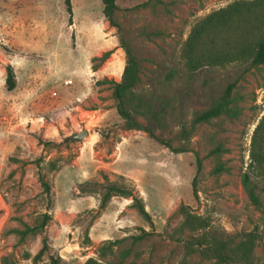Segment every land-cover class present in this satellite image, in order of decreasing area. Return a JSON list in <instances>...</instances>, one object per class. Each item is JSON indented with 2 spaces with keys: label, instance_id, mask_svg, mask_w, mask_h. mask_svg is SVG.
Listing matches in <instances>:
<instances>
[{
  "label": "rangeland",
  "instance_id": "374dc122",
  "mask_svg": "<svg viewBox=\"0 0 264 264\" xmlns=\"http://www.w3.org/2000/svg\"><path fill=\"white\" fill-rule=\"evenodd\" d=\"M236 1L118 0L115 28L105 19L101 0H71L72 17L66 0H0V264H51V256L59 257L52 238L62 240L60 221L52 216L56 205L66 210L78 186L101 201L111 183L140 194L154 227L131 205L136 215L128 217L132 234L115 247L103 243L91 249L97 260L264 264V174L250 167L254 132L264 116V66L234 63L190 72L182 57L193 27ZM121 40L140 64L135 92L160 119L135 117L162 140L191 152L172 153L145 131L126 128L110 83L121 81L126 65ZM107 52L112 55L102 63L98 58ZM9 66L17 82L13 91L6 85ZM230 85L238 113L197 124L196 118ZM84 130L89 136L66 142ZM52 162L59 166L55 172ZM104 164L122 175L100 170ZM219 166L225 170L216 174ZM247 173L262 209L243 188ZM42 176L52 185L50 197L44 194ZM182 207L208 227L182 233ZM98 211L82 210L73 222L82 228V244H90L86 234ZM45 213L53 220L44 233L24 239L15 233L36 226ZM142 230L149 235L135 240ZM251 233L257 239L249 263H216L190 248L200 238L228 241L235 248ZM45 239L49 252L35 261Z\"/></svg>",
  "mask_w": 264,
  "mask_h": 264
},
{
  "label": "trees",
  "instance_id": "16d2710c",
  "mask_svg": "<svg viewBox=\"0 0 264 264\" xmlns=\"http://www.w3.org/2000/svg\"><path fill=\"white\" fill-rule=\"evenodd\" d=\"M104 6L103 14L110 26L118 28L115 22L116 13L119 11L117 4L118 0H101ZM67 12L70 17L73 15L71 0H66ZM70 19V25L73 23ZM121 48L126 54V65L120 82L111 81L113 98L116 101V109L119 116L125 121L128 130H143L149 137L158 144L169 149L172 153H187L191 152L187 146L175 148L170 141H165L159 138L155 131L143 126L136 117H141L148 121H159V114L153 106L143 97L136 94L135 90L141 83L140 64L133 55L131 48L123 40H121ZM112 55V52L105 53L101 58H98L102 63L106 62ZM182 57L190 72H196L203 68L224 67L234 63H249L250 67L264 66V0H239L225 8L215 11L201 21H199L189 34L182 51ZM6 85L9 91L16 89L17 82L15 73L12 67L7 68ZM233 89L234 85H230L223 96L208 110L200 114L195 122L209 123L223 115H236L237 109L233 105ZM136 116V117H135ZM219 153V150L214 152ZM252 163L250 167H257L264 174V116L261 118L257 128L255 129L252 150ZM202 167L201 160L198 159V171ZM59 168L57 162L50 164L52 172ZM223 166H219L215 173L220 174L224 171ZM40 182L44 194L48 197L52 195V185L47 182L44 177L40 178ZM242 184L245 192L248 195L251 203L258 209H262L263 204L260 196L257 194V187L254 185L250 175L247 173L243 176ZM82 187V186H81ZM80 187V188H81ZM196 181L193 182L194 195ZM89 195V191H80L79 186L75 191L78 197L81 194ZM113 197H122L132 199V208H134L151 227H154L152 216L147 211L143 198L137 194L136 190L125 184L118 185L111 183L106 192L101 198L99 211L96 218L107 208ZM182 214L185 216V221L181 225V232L190 231L196 232L208 227L207 222L198 216L193 215L187 207H182ZM53 220L49 213H45L38 224L34 227H28L25 231H16L26 238L29 234L44 233L47 226ZM95 220V219H94ZM143 235L135 237V240L142 239L145 235H149L145 230H142ZM257 236L254 233L248 234L246 240H243L235 248L231 247L228 241L214 240L213 243L204 238L197 240V243L192 247H196L197 251L206 260H213L216 263L228 262H246L249 263L250 257L253 254ZM86 240L90 243L88 231ZM122 240L107 241L104 247H115ZM49 252V244L45 239L43 248L35 256L34 260H40ZM26 259H30L29 257ZM51 264H61L59 257L51 256ZM84 264H107L100 260L90 258Z\"/></svg>",
  "mask_w": 264,
  "mask_h": 264
},
{
  "label": "crops",
  "instance_id": "0c3cea01",
  "mask_svg": "<svg viewBox=\"0 0 264 264\" xmlns=\"http://www.w3.org/2000/svg\"><path fill=\"white\" fill-rule=\"evenodd\" d=\"M106 169H109L106 164L100 168V170ZM109 170L113 171L114 174L122 175L114 169ZM83 181L85 180L78 181L74 185L83 183ZM100 203L99 196L87 195L73 198L66 210L59 211L58 205H56L52 216L54 213V220L59 219L60 221L61 228L58 235L62 240L58 242L57 237H53L52 240L54 241L53 249L58 252L61 264H84L90 258L97 259L94 257L95 252H91V249H97L107 241L122 240L132 234L133 231L128 223L129 216L134 219L136 216L135 212L130 210L133 203L132 199L113 197L107 208L88 229L90 244H82V228L79 225L74 226L73 222L82 210L98 209ZM24 260L27 261L28 259Z\"/></svg>",
  "mask_w": 264,
  "mask_h": 264
},
{
  "label": "water",
  "instance_id": "95a60500",
  "mask_svg": "<svg viewBox=\"0 0 264 264\" xmlns=\"http://www.w3.org/2000/svg\"><path fill=\"white\" fill-rule=\"evenodd\" d=\"M87 136H89V132L87 130H84V131L80 132L79 134H76V135H73V136L67 138L66 142L80 141Z\"/></svg>",
  "mask_w": 264,
  "mask_h": 264
},
{
  "label": "built area",
  "instance_id": "2783aa9c",
  "mask_svg": "<svg viewBox=\"0 0 264 264\" xmlns=\"http://www.w3.org/2000/svg\"><path fill=\"white\" fill-rule=\"evenodd\" d=\"M69 83H72V82H69Z\"/></svg>",
  "mask_w": 264,
  "mask_h": 264
}]
</instances>
